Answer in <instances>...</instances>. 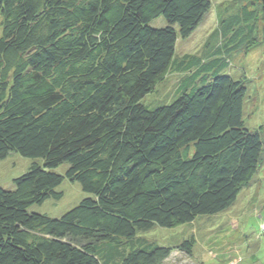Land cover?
Returning a JSON list of instances; mask_svg holds the SVG:
<instances>
[{"label":"trees","instance_id":"trees-1","mask_svg":"<svg viewBox=\"0 0 264 264\" xmlns=\"http://www.w3.org/2000/svg\"><path fill=\"white\" fill-rule=\"evenodd\" d=\"M256 2L222 19L207 59H177L210 0H0V161H32L0 187V264L191 255L192 237L169 246L147 235L225 212L262 164L248 81L226 60L255 39ZM169 68L185 74L179 91L145 102ZM64 180L86 198L57 219L34 213L62 198Z\"/></svg>","mask_w":264,"mask_h":264},{"label":"rangeland","instance_id":"rangeland-1","mask_svg":"<svg viewBox=\"0 0 264 264\" xmlns=\"http://www.w3.org/2000/svg\"><path fill=\"white\" fill-rule=\"evenodd\" d=\"M257 0H210L211 9L186 40L178 39L175 58L183 56L203 58L211 52L214 39L221 46V21L239 5L249 6ZM253 41L234 52L226 60L231 72L239 73L248 81L245 99L246 123L264 137V19L256 22ZM163 20L152 23L155 28L164 26ZM210 57V56H208ZM203 59H207L203 58ZM205 61V60H203ZM169 68L159 80L145 102L158 106L179 91L181 78ZM162 101V102H160ZM155 107V106H154ZM260 128V129H259ZM32 161L10 154L0 161V187L13 189L12 181L27 172ZM65 166L55 172L64 173ZM62 193L58 201L49 200L32 211L49 218H60L86 198L77 183L64 180L56 189ZM147 237L157 243L175 245L192 237L195 240L191 255L174 251L162 264H264V158L253 181L243 188L235 203L225 212L213 217H198L191 224L172 229H156Z\"/></svg>","mask_w":264,"mask_h":264}]
</instances>
